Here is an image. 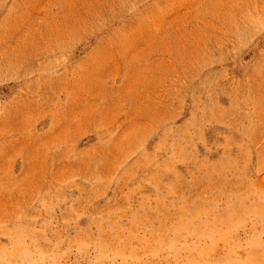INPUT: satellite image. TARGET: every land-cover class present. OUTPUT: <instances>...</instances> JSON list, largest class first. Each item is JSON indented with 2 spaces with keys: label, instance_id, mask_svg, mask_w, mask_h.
<instances>
[{
  "label": "rangeland",
  "instance_id": "374dc122",
  "mask_svg": "<svg viewBox=\"0 0 264 264\" xmlns=\"http://www.w3.org/2000/svg\"><path fill=\"white\" fill-rule=\"evenodd\" d=\"M0 264H264V0H0Z\"/></svg>",
  "mask_w": 264,
  "mask_h": 264
}]
</instances>
